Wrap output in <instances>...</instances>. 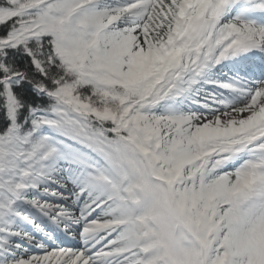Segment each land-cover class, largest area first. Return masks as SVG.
I'll use <instances>...</instances> for the list:
<instances>
[{
	"label": "snow or ice",
	"instance_id": "obj_1",
	"mask_svg": "<svg viewBox=\"0 0 264 264\" xmlns=\"http://www.w3.org/2000/svg\"><path fill=\"white\" fill-rule=\"evenodd\" d=\"M0 264H264V0H0Z\"/></svg>",
	"mask_w": 264,
	"mask_h": 264
}]
</instances>
